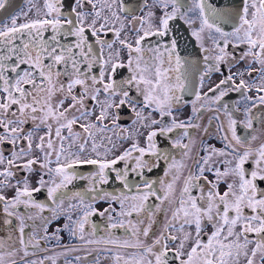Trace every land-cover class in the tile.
Here are the masks:
<instances>
[{"label": "snow or ice", "instance_id": "snow-or-ice-1", "mask_svg": "<svg viewBox=\"0 0 264 264\" xmlns=\"http://www.w3.org/2000/svg\"><path fill=\"white\" fill-rule=\"evenodd\" d=\"M13 8L0 0V212L19 247L11 235L0 239V264H56V256L27 259L53 239L65 257L87 251L76 262L95 251L93 264L102 256L111 264H264V0H26ZM177 21L197 52L182 54ZM214 74L222 78L212 84ZM185 96L195 98L181 119ZM205 111L215 113L223 147L201 138L193 156L190 130L208 135L198 122ZM162 162L163 178L147 179ZM18 171L25 175L13 182ZM112 174L119 194L102 187ZM75 181L86 188L69 191ZM93 216L106 217V236L87 229ZM61 231L80 244L60 245Z\"/></svg>", "mask_w": 264, "mask_h": 264}, {"label": "flooded vegetation", "instance_id": "flooded-vegetation-1", "mask_svg": "<svg viewBox=\"0 0 264 264\" xmlns=\"http://www.w3.org/2000/svg\"><path fill=\"white\" fill-rule=\"evenodd\" d=\"M26 3V0H13V5L14 8L13 9H9V11H14L17 10L18 7H22L24 6ZM5 14L0 13V16H3ZM178 25L177 28V34L181 36V40H180V45H181V52L182 54H186V53H194L197 52L198 49L195 46V42L193 40H191L188 36V32L185 28V26H183V24L179 21L176 22ZM191 59L195 60L197 59V57L195 55L190 57ZM243 64L240 65L241 68H243ZM235 71V69H233ZM222 77L219 74H214L213 75V79H212V84L217 83L219 81V79H221ZM245 79H247V76L245 77ZM203 91H207V87H205V89H203ZM254 94V93H250ZM194 96H185V100L187 101V103L182 107L181 109V113H180V118L181 119H186L188 116L191 115V101L194 99ZM237 98V94H232L229 97H226L225 100L229 103H232L235 101V99ZM215 116V113L212 111H205L203 113V117L201 120H199L198 122L201 124V128L204 127H208V135H204V133L200 130V129H191L190 132H193L195 134V140H196V146L193 148V153L192 155L195 156L199 147V142L201 140V138H203L208 144L210 145H214L217 149L222 148L223 145L221 144L220 140L217 137L216 134V124L217 122L214 119H211L212 117ZM211 119V124H209V121ZM221 119H223V116H221ZM123 123L125 124H130V121L127 120V118H125V120L123 121ZM179 131V130H178ZM238 134L244 135L245 133H243L240 129H238ZM174 136L176 135L175 133L173 134ZM261 139L264 140V135L261 136ZM158 142L162 145L167 147L168 144L166 141H164L162 138H158ZM184 142L187 143V138L184 139ZM255 144L260 143V141H256L254 142ZM129 146V142H126L123 147L120 149L121 151L123 150V148H126ZM5 149H7V146H4ZM174 155L177 156V158H180V152L179 150H173ZM200 155H203V152L200 153ZM186 163L188 164L189 167L192 166L193 161L191 159L186 160ZM117 167L122 168L123 167V162H121V164L117 165ZM250 167V166H249ZM166 169V164H164L163 162L161 163V166L157 169H154L153 172L149 173V172H145V177L147 179L150 180H160L163 178V172ZM80 172H82L83 174H87L91 171H93V168L91 166L88 167H83L79 169ZM25 174L23 172H17L16 173V177L14 179L13 182H15L16 179H20L21 177H23ZM184 175H187V168L184 170ZM212 177L209 176V179H211ZM129 179L132 182H139L141 185L143 184V179L136 177L134 174L132 176L129 177ZM35 182V177H33V183ZM180 184H182V179L181 181L177 184V191L179 190ZM87 186V182L86 181H75L72 185L69 186V191H83ZM103 189L105 191L108 192H116L117 194H119V192L122 190V186L119 184L118 181L115 180L114 178V174H112V178L110 179V182L106 185L102 186ZM158 187V185H157ZM7 195L11 196V192H7ZM36 199H38L40 202H45L46 200V193H37L35 194ZM150 204L152 203H157L154 200H150L149 201ZM108 206V204L104 201H101L99 203L96 204V207L99 210H103L104 208H106ZM113 207L117 208V210H119V205L117 204H113ZM21 211H23V209H21ZM44 215H49L48 212H45ZM4 217L2 212H0V239H7V237L9 235H11L13 237V241L12 243L16 246L19 247L18 244V234L14 231L11 230V226L5 224L4 222ZM160 221L161 223L163 222V217H160ZM66 221L61 218L59 220H54L49 226H48V235L51 236L54 232H56V230L58 228H62L63 224ZM15 223V221H14ZM31 223V222H29ZM107 220L106 217H100V216H93L91 217V224L87 226V229L89 231H91V226L94 224L97 226V228L99 229V231L97 232V236H106L107 233L104 231V229L107 226ZM33 229L29 228L26 229V233H30ZM38 234H42V229H38L37 230ZM114 234L118 237H123L124 236V230L123 229H115L113 230ZM60 235V241L59 244L60 245H79L80 241L73 239L67 231H61L59 233ZM91 238V237H89ZM42 246L47 248V251L44 252H37L36 255H30L27 259H35L37 261H39L40 258L44 257V256H56V264H65V259H69L73 261V264H93V257L96 255L95 251L92 252V255L88 256V260H81L79 262H76L73 258L75 256H84L87 255V251H79V252H70L68 254L67 257H65L64 255H62L61 253L64 251V249L62 247L57 246V241L56 240H51L49 241H42ZM31 251V249H30ZM14 259H16L17 261L21 260V255H17ZM45 264H51V261H46ZM100 264H111L110 260L104 259L103 256L101 257L100 260Z\"/></svg>", "mask_w": 264, "mask_h": 264}]
</instances>
